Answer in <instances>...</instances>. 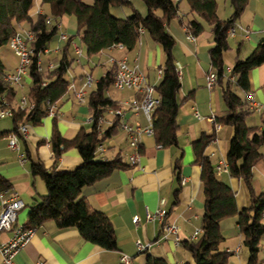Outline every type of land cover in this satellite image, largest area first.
I'll use <instances>...</instances> for the list:
<instances>
[{
	"label": "crops",
	"instance_id": "0c3cea01",
	"mask_svg": "<svg viewBox=\"0 0 264 264\" xmlns=\"http://www.w3.org/2000/svg\"><path fill=\"white\" fill-rule=\"evenodd\" d=\"M131 1L143 15L147 13L146 5L145 7L139 6L136 2L139 0ZM250 4L251 1L248 7L251 6ZM252 4H254L253 7L248 9L246 15L248 19L245 18V11L244 19L238 23L237 34L233 36L239 37L236 45H231L225 54L228 70H232L237 55L246 57L254 49L253 46L255 47L264 37V24L258 23L255 3ZM117 8L124 15L131 13L129 8ZM44 10L45 6L42 5V1L36 0L32 12ZM218 15L220 18L224 17L220 14L219 4ZM195 17L196 15L189 11L186 0H181L179 16L167 25L168 30L176 38L173 52L182 83L179 90L181 107L178 116V145L161 146L156 143L153 135H143L141 140L143 152L140 161L137 165H132L129 162V155L133 152L130 146V136L120 127L112 137L104 142L105 150H98L97 159L111 160L121 154L125 165L114 170L108 177L86 186L82 191L81 196L91 208L103 211L112 220L116 229L118 248L105 249L86 240L78 228H60L55 220H49L35 228L33 235L16 254L17 264H120L124 255L131 258V264H147L149 255L164 258L170 263L193 262V256L184 247L183 241L193 239L195 231L201 228L204 213L202 165L196 162L194 150V142L204 134L215 136L206 147L205 154L210 156L217 166L223 168L218 173V178L233 188L239 209L250 205V195L243 180L231 176L229 171L224 169L227 164L233 127L216 121L226 107L222 98L221 85L216 83L211 89L207 86V74L212 68L210 48L215 43L214 35L211 26L206 24L202 34L195 36L194 40L189 39L187 22ZM59 26V35L53 38L54 43L51 42L44 52L48 57L47 65L43 67L45 71L49 70L48 65L51 61L58 63L61 58L62 48L67 40L61 38L62 33L67 34V37L76 34L77 22L72 16L61 17ZM28 28L27 23L20 25V29ZM247 29L251 31L250 38L245 37ZM253 33H255V38L252 37ZM76 38L73 40V48L74 43H77ZM245 40L252 42L248 45L250 47H245ZM240 42L243 43L238 51L237 47ZM73 52L78 54L75 48ZM105 55L106 62L104 61L102 66H105L106 71L113 65L110 61L112 57L127 56L132 63L138 58L139 65L146 73L148 81L156 86L161 82L159 70L166 62V53L162 44L154 41L147 33L142 34L132 51L113 46L100 53L101 61ZM77 62L82 64L80 59H77ZM16 68L17 66L14 71ZM93 72L94 70L87 73L84 70L83 73L73 74L70 79L69 93L58 106L57 116L48 115L36 125L28 123L29 135L27 138L20 137V150L11 149L7 136L2 137L4 146L0 143V174L11 184V189L6 192L8 194L18 193L25 202V207L18 217V222L21 224L25 225L28 221L30 205L35 198L47 193L44 180L39 176L34 179L31 174L30 164L33 161L42 162L48 168L56 164L59 169L63 170H74L83 164V158L76 148L66 150L56 162L50 138L56 124L61 134L67 138L74 137L81 128L90 130L91 111L87 102H80L77 99L76 92L84 87L87 75H93ZM95 80L97 82L98 79ZM250 80L251 91L247 97L253 94L255 103L262 106V109L253 108L254 111L248 117L247 122L249 125L262 127L264 121V65L251 71ZM95 88L96 84L87 88L88 95ZM119 92L121 93L118 95L110 96L118 100L120 104L134 96L141 98V94L134 91ZM20 99H17L18 104ZM9 118L13 121L12 116ZM125 119L132 124L147 125V119L143 113L134 114L127 109ZM250 119L252 121H249ZM112 120L113 115L107 113L101 129L110 127L113 124ZM13 128L14 123L11 128L0 131H9ZM9 150L18 153L16 157L8 155ZM261 151L263 158L253 168L254 187L258 193L264 191V145ZM21 153L25 155V161L21 160ZM178 164H180L179 167ZM176 191L177 194H175ZM162 198L166 199V204L163 206L165 211L163 219L156 215ZM148 213L153 217L149 218ZM135 217H138L137 221L134 220ZM165 223H173L180 227L179 240L173 233L166 235ZM221 227L226 237L222 243V250L230 253L229 264H248L249 252L243 244V235L240 232L237 218L224 219ZM10 235L8 231L0 232V242L7 240ZM138 241L145 246L144 249H139ZM262 247L260 257L264 259V238ZM0 264H5L1 250Z\"/></svg>",
	"mask_w": 264,
	"mask_h": 264
},
{
	"label": "trees",
	"instance_id": "16d2710c",
	"mask_svg": "<svg viewBox=\"0 0 264 264\" xmlns=\"http://www.w3.org/2000/svg\"><path fill=\"white\" fill-rule=\"evenodd\" d=\"M36 0H0V49L10 45V40L27 23L36 39L30 43L33 52L29 74L32 83L27 94L29 107L17 103L18 89L6 79L7 66L0 54V101L2 97L11 103L14 114L12 130L0 131V137L18 132L22 124H39L49 115V106H60L69 93L68 72L76 60L73 54V40L80 37L89 56L123 44L132 51L139 42L143 28L154 41L162 44L166 62L162 65L161 82L156 86L160 98L152 118L154 138L158 145H178V116L181 107L179 90L181 77L174 56L175 36L167 25L180 14L181 0H143L147 13L143 15L131 0H41L45 10L32 12ZM189 11L196 15L189 19L187 27L198 36L211 26L214 45L210 48L211 64L217 71V82L221 85L225 104L218 123L233 127L229 143L226 167L233 177L243 180L250 195V205L239 209L236 193L226 182L218 178L217 168L206 147L214 135L204 134L194 142L196 162L202 165V188L205 196L204 213L201 219L202 233L192 240L183 241L192 254L193 262L170 263L164 258L148 256L147 264H229L230 253L222 250L226 237L221 222L236 217L243 244L249 252L248 264H263L260 257L264 238V191L258 193L254 187L255 164L263 158L264 121L262 127L249 125L247 120L254 111L247 95L251 91V71L264 65V37L246 57L235 58L232 70L227 69L225 54L231 48L230 29L238 25L247 9L249 0H230L233 12L228 18L218 15L217 0H186ZM112 7L129 8L125 17L112 14ZM64 15L72 16L77 22L76 34L67 38L57 66L47 71L40 69L39 61L53 38L60 33L59 21ZM183 21V20H181ZM243 42L238 44V51ZM117 66L113 64L96 82L87 99L92 115L90 130L81 128L72 138L61 134L57 124L50 138V145L56 162L63 153L76 148L83 158V164L74 170L51 168L42 162H32L30 171L35 179L41 177L47 193L35 198L30 205L27 228L38 227L49 220H55L60 228L76 227L86 239L108 250L118 248L116 229L103 211L93 209L81 196L86 186L108 177L125 164L121 154L111 160L97 159L98 147L120 128L121 118L113 115L112 125L101 128V119L109 110L117 109L119 101L108 94L113 86ZM143 148L141 146L140 153ZM180 164H178V167ZM11 189V184L0 174V191ZM177 194V191L175 192Z\"/></svg>",
	"mask_w": 264,
	"mask_h": 264
},
{
	"label": "built area",
	"instance_id": "2783aa9c",
	"mask_svg": "<svg viewBox=\"0 0 264 264\" xmlns=\"http://www.w3.org/2000/svg\"><path fill=\"white\" fill-rule=\"evenodd\" d=\"M238 27L239 25H236L235 27L230 29L231 36H236ZM140 33L144 34L145 30L141 28ZM187 37L192 40L195 39V35L192 34L190 30ZM245 37L250 38V31L248 29L245 30ZM61 38L67 39V34L62 33ZM35 39V34L28 28L21 29L10 40V47L13 49L15 54L19 56L20 62L14 72L7 74L6 79L17 87H23L26 77L30 76L29 66L31 63V54L33 52L30 43ZM115 46L119 47L120 49L125 48L123 44H117ZM74 48L78 54H81L82 49L78 43H74ZM110 61L117 66L113 87L119 91L129 90L141 94V98L134 96L131 99L123 102L122 104L119 103V107L117 109L111 108L108 112L112 115H118L121 118L120 127L129 134L130 146L133 149V152L129 155V162L132 165H137L141 158L140 149L142 136L154 135V128L152 126V114L156 106L159 104L160 98L157 94L156 85L151 84L148 81L146 73L141 69L139 65L138 58H136L133 63L130 62L127 56H124L122 58L112 57ZM39 64L40 69L44 70L41 59L39 61ZM56 66L57 63L51 61L48 65V68L53 69ZM228 71L230 72L231 70ZM159 75L162 76V70H159ZM217 77V71L212 67L207 74V86L210 89L215 86ZM94 84H96V80L91 74H88L85 80L84 87L76 92V97L80 102H87V88L93 87ZM2 99L3 100L0 101V119L13 116L14 110L11 103L8 102L7 99L4 98V96L2 97ZM248 99L252 108H254L255 110L262 109V106L255 103L253 94H250ZM19 104L20 106H22V108L29 107L30 103L27 95H23L21 97ZM49 109V115L57 116L59 111L57 105H51L49 106ZM127 109L134 114L143 113L147 119V125L141 126L139 124H132L131 122L126 120L125 114ZM90 121L92 122V115ZM104 122L105 118L101 119V128ZM28 135L29 125L22 124L18 132H12L7 136L9 147L13 150H20V137L27 138ZM98 150H105L104 142L100 144ZM20 158L22 161L26 160V157L23 153L20 154ZM224 169L228 171L227 167H225ZM222 170L223 168L221 166H218L217 173H220ZM0 198L2 201V209L0 210V232L8 231L11 233L10 237L7 240L0 242V250L5 264H17L15 261L16 254L20 251L21 248L24 247L26 242L33 235L36 227L27 228L24 224L18 222L19 213L25 207V202L18 193L11 192L10 194H8L6 190H3L0 191ZM165 204L166 199L162 198L160 201V207L156 211V215L161 219L165 217V211L163 209V206ZM148 217L151 218L153 217V215L148 213ZM134 220L137 221L138 217H135ZM179 230L180 227L176 224H164V231L166 235L173 233L176 235L177 240H179ZM202 231V228L197 229L193 235V238L196 239L202 233ZM137 244L139 249L145 248V246L140 241H138ZM120 264H131V258L124 255Z\"/></svg>",
	"mask_w": 264,
	"mask_h": 264
},
{
	"label": "rangeland",
	"instance_id": "374dc122",
	"mask_svg": "<svg viewBox=\"0 0 264 264\" xmlns=\"http://www.w3.org/2000/svg\"><path fill=\"white\" fill-rule=\"evenodd\" d=\"M249 1H251V4H250L251 6H249V7L247 6V10L245 12V18L248 19L246 17V15H247V13L249 11L248 9L250 7H253L254 4H252V3H255V7H256V11H257V17H258V23L259 24H264V0H249ZM136 2H138L137 4L139 6L145 7V3H144L143 0H139V1H136ZM217 2L219 4L220 14H222V16H224L223 18L226 19L229 16H231V14L233 12V9L231 7L230 0H218ZM111 12H112L113 15L118 16V17L127 16V15L122 14L120 11H118L117 7H112ZM243 15L241 17L242 20L244 19ZM241 19H240V21H241ZM253 30H256V29H253ZM58 35L59 34H57L54 38H56ZM250 36H251V31H250ZM252 37L255 38V33H253ZM238 39H239V37L235 38V37L230 35V39H229L230 45H232V46L236 45ZM53 41H54V39L51 42H53ZM76 42L79 43V46L81 47L82 52H81V54H76V53L73 52L76 60L73 62L72 67H71V69L68 72L69 79H71L73 74L83 73L84 70H86L87 73H90L92 70H94L93 75H92L93 78L94 79H99L104 74V72L106 71L105 70V66H102V63L107 58L106 55L103 56L102 61L99 58L100 54H95V55L89 56L88 53H87L86 46L82 42V40L80 38H76ZM53 43H52V45H53ZM244 43H245V47H250L248 45L252 44V42H250V40H245ZM253 48H254V46H253ZM105 53H107V52H105ZM0 54H1L6 66H7L8 72H13L14 68L19 65V62H20L19 56H17L15 54V52L10 47V45H6V46L2 47L0 49ZM90 57H91V59L89 60ZM41 58H42V66L45 68L46 65H47L48 57L46 56V54H43ZM77 59H80L82 61V64H78ZM24 82L25 83H24V87L23 88L22 87H17V89H18V95H17L18 99L21 98L22 95L28 94L29 87H30V85L32 83L31 77L30 76L26 77ZM109 91H110L109 92L110 95H118L119 93H121V92H119V90L115 89L113 86L111 87V89ZM249 121H252V119H250ZM12 124H13L12 118L8 117V118H5V119H0V130L6 129V128H11ZM2 141H3V138L0 137V143H2L3 146H4V143ZM17 154L14 153L13 151L11 152V150L8 151V155H11L12 157H16Z\"/></svg>",
	"mask_w": 264,
	"mask_h": 264
}]
</instances>
